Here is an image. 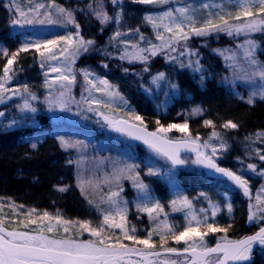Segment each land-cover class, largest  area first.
Masks as SVG:
<instances>
[{
    "label": "snow or ice",
    "instance_id": "6c2138e0",
    "mask_svg": "<svg viewBox=\"0 0 264 264\" xmlns=\"http://www.w3.org/2000/svg\"><path fill=\"white\" fill-rule=\"evenodd\" d=\"M141 4H160L166 5L170 0H137ZM176 2V0H173ZM117 4L118 0H112ZM225 4L229 6L226 10ZM16 7L15 3L9 5V8ZM98 10L94 15L101 25L115 21L120 23L121 15L119 12L115 16H109L104 11L102 5H98ZM203 9L207 10V15H197L196 8L190 3H185L175 8L169 7L157 16L147 15L145 21L157 31L156 39L161 41L160 45L152 44L147 41L148 47L142 48L138 44L129 45L128 41L120 40L122 35L119 30L115 31L110 40L115 46L119 41L124 44V50L120 53L119 59H127L129 63L140 61L147 63L150 56L154 57L158 52L168 49L175 52V45L184 44V51L181 55L187 54L189 57H198V52L187 47V42L191 37H210L214 34L225 33L228 36H251L253 33H264V0H213L211 4L204 3ZM41 9H44L42 12ZM53 12L56 16H53ZM18 18L12 19L13 26H25L33 24H75L73 11L63 6L57 5L55 0H49L47 4L37 3L29 7L28 12L17 7ZM76 32H69L66 35H58L53 39L21 37L20 48L9 54L7 48L0 47V52L6 57V63L3 64L2 75H0V102L11 99L12 96L26 94L24 103L18 105L21 112L35 113L37 109L30 101L36 100L27 84L22 88L8 87L10 81L15 77L14 64L21 52H28L34 49L41 61V67L48 65V70L57 75L49 80L45 73L44 86L50 89L48 96L45 97V103L49 110L60 109L67 110L70 103L86 105V111L96 112L103 117L104 124L113 132L128 136L134 140L141 141L151 154L149 159L144 162L147 168L148 176H164L169 178L171 185L175 181L171 179L173 170L177 166H183L188 163V159L182 157L183 151L195 154L192 164L202 166L203 168L219 174L221 178H227L236 188L241 189L245 196H250L249 179L245 178L243 172H236L228 168L220 167L216 162V157L222 151L227 150V143L222 139L220 134L213 131L208 140L202 144L200 138L172 140L168 138V133L173 129L180 133L187 134L189 124L169 123L164 126L159 120L156 121L158 128L154 132L147 131L143 118L136 113L134 109H129L124 113L127 119L115 118L105 115L98 111L100 107L112 110L113 101H122L127 106V101L121 96L116 86L111 84L107 79L94 77V74L88 69H81L80 73L84 79L83 92L88 96L81 95V100L76 101L71 95V87L76 83V76L73 74V65L78 56L87 53L90 46L94 45L93 40H85L79 32V24H75ZM162 29V31H161ZM138 31V30H137ZM167 34V35H166ZM141 39L143 35L141 34ZM60 45L64 47L60 48ZM129 46L133 49L128 51ZM243 51L244 66L236 64L235 53L226 55L228 50H223L220 55L224 56L229 70L232 72V82L242 80L255 87L249 92L246 103L252 105L255 99L264 100V62L256 58L258 45L252 40L246 38L243 43L236 45ZM59 50V56L56 54ZM215 51V50H214ZM106 55L111 56L108 52ZM168 59H175L167 57ZM51 61H56L52 66ZM181 66H184L181 64ZM107 67V64L104 65ZM188 67L194 71H201L199 60H189ZM125 72L128 69H124ZM144 71H148L145 67ZM164 72H158L153 77L152 83H157L165 79ZM203 75L201 80H203ZM228 80V77H225ZM59 85L61 89L58 93L53 94V85ZM172 89L176 88L175 84L170 85ZM146 91L148 89H145ZM93 91L101 94L103 99L96 98L92 95ZM237 95H239L237 93ZM244 99V97H240ZM202 110L194 108L193 114H198ZM4 113L0 112V116ZM133 121L138 123H133ZM18 121H12L8 127L14 126ZM206 126L215 128L212 120H204ZM224 129H236L238 125L231 120L225 121L222 125ZM257 135H264L258 133ZM60 145L64 149L75 148L80 151L86 147L82 141H70L64 137H57ZM213 139L220 141L219 145L213 143ZM35 148L36 143H32ZM210 150V151H209ZM259 159L264 161V153L257 152ZM151 157L163 160L170 167L161 169L156 166ZM69 164L76 163L80 165V160H69ZM139 164L128 163L126 160L118 162L113 168L110 176L104 178L105 183L115 182L116 190H109L106 195L100 196L99 202L88 199L89 205H93L103 217L99 225L93 226L88 220H65L62 215H52L47 211L37 213L36 209H30L22 213L23 218L16 221H8L6 217L0 214V264H246L250 262L252 253L256 246L264 250V224L252 234L242 237L238 240H230L227 235L221 240H217L215 246H209L207 237L210 234L225 233L227 234L231 224L224 227L219 225L215 217L219 211V205L210 201L212 208V219L209 220L206 209H200L199 214L193 207L192 200L187 196L177 192L175 198L169 202V207L174 212L183 211L185 213V224L182 230L178 226L169 223L168 215L164 207L156 200L149 189V186L140 179V173L137 171ZM247 168L252 172H257L255 164L249 163ZM259 175L264 176V170ZM122 179L132 181V186L136 189L138 199L136 208L138 212L147 213L149 219L154 222V226L147 230V236L141 238L138 236L135 226L129 228L127 219V204L121 197L123 187L120 185ZM86 184H92V181H79L81 193H85ZM99 187V185H96ZM64 192L66 189L60 187L57 189ZM201 195H205L201 193ZM227 193L225 192V196ZM106 205L107 207H101ZM229 212L232 211V204L225 205ZM4 205L0 204V211ZM13 212L23 205L11 204ZM249 222L260 219L264 221V197L256 196V205L249 204ZM161 214L164 219L160 220ZM259 214V215H258ZM158 221V222H157ZM12 223L15 226L9 227ZM35 227H31V226ZM63 229L61 234L60 229ZM119 229V234L116 233ZM75 230V231H73ZM83 233H88L90 239H80ZM51 234V235H50ZM159 237V244L153 239ZM169 240L176 244L183 243V248L168 246ZM128 241L130 243H125Z\"/></svg>",
    "mask_w": 264,
    "mask_h": 264
},
{
    "label": "rangeland",
    "instance_id": "374dc122",
    "mask_svg": "<svg viewBox=\"0 0 264 264\" xmlns=\"http://www.w3.org/2000/svg\"><path fill=\"white\" fill-rule=\"evenodd\" d=\"M2 1L3 6L6 8V13L8 14V20L3 24L6 34L13 39L14 42L21 43V37L28 35L29 37H40L53 39L58 35H66L69 32L75 33L76 27L75 24L64 25L59 24H33L25 25L23 27L17 25L13 26L11 23L12 19L18 18L17 7L21 10L28 12L29 7L34 6L37 3L47 4L49 1L45 0H0ZM112 0H107V2ZM132 4L138 5V7H129L116 5L113 8V12L110 15L109 7L105 6L103 0H61V3L65 8L73 11L75 18L76 13L85 14V16H90L91 20L95 21L98 19L94 15V11L98 10V5H102L104 11L108 13L109 16H115L117 12L121 15L120 23L117 24L115 21H111L101 25L103 29L106 30V43H111L110 37L114 34L115 31L119 30L122 35L120 40L128 41L129 44L134 43L141 39V34L146 37H152L154 40L158 41L159 44L161 41L156 39L157 31L153 29L151 24L145 21V16L153 15L157 16L163 11H166L169 7L175 8L185 3H190L195 6L197 15H207V10L202 8L204 3L211 4L213 0H170L169 4L160 5V4H141L137 0H128ZM15 3L16 7L9 8V5ZM79 5V7H77ZM84 7H83V6ZM69 7V8H68ZM226 10L229 9V6L225 4ZM43 12L44 9H41ZM53 16H56V13L53 12ZM79 16V15H78ZM138 30V31H137ZM162 31V29H161ZM167 35V34H166ZM252 35L245 37L234 36L235 41L232 46H223V47H213L211 51L207 53H198V57L193 56L189 57L187 54L181 55V52L184 51V48L180 50V58L188 56V61L183 64L184 66L179 67H164L159 71L151 72V74L143 75H128L124 77L114 76L107 72V69L104 67V64H91L90 62H78L75 61L73 65V74L76 76V83L71 87V95L75 98L76 101L81 100V95L83 92L84 79L80 73L81 69H88L93 74L94 77H100L107 79L111 84L116 86V89L120 92L121 96L127 101V104H131L135 111L140 112H149L153 111L154 113L161 114L163 117L168 115L167 109L172 106L169 95L175 89L171 88V84H175L176 87L180 88V103L177 101L176 104H180L182 108H185L184 105L186 102L181 101L185 99L183 95H187L192 89V84L189 82H183L181 79L185 77L183 74L189 76L193 85L195 87L201 88L204 86L205 82L209 79H215L216 83L223 87V89L229 94L235 96L236 98L246 102L249 92L252 90L254 85H250L242 80H236L232 82L231 76L232 72L228 68V64L232 63L230 61L226 62L223 55H220V52L223 50H228L225 54L230 55L235 53L236 64L239 66H244L243 62V51L238 49L236 45L238 43H243V41L248 38L254 40L257 45L256 58L261 61L259 53L262 51L260 44L252 38ZM104 36V37H105ZM195 38L194 36L190 39ZM85 39V38H84ZM189 39V40H190ZM87 40V39H85ZM178 45V44H177ZM176 45V46H177ZM175 46V47H176ZM0 47L7 48L4 45L0 44ZM64 45H60V48ZM192 49L191 47H189ZM8 49V48H7ZM90 49V48H89ZM197 52L196 49H192ZM215 50V51H214ZM129 52L133 50L128 49ZM56 54L59 56V50H56ZM162 51L158 52V56L162 57L166 61L169 59L166 56L162 55ZM0 57L5 58L0 52ZM152 57V56H150ZM199 60L201 71H194L193 68L188 67L189 60ZM149 61V60H148ZM262 62V61H261ZM52 66L56 65V61L50 62ZM15 77L12 81L9 82L8 87L11 88H22V85L27 84L30 91L35 94L37 97L36 100L30 101L31 104L37 109L35 113L31 112H21L18 108V105L24 103L26 94L21 93V95L12 96L11 99H6L3 102H0V112H3L4 115L0 116V138L9 134L17 133H27L30 136H25L29 144V149L32 148V143L43 142L45 138L53 137L57 142L58 148L63 152L64 164H69V160H80L81 163L78 166L76 163L69 164L73 169V184L77 192L76 201L74 205L61 206V203H57L51 209L39 210L37 213H43L44 211L49 212L52 215L60 214L65 220L72 221H91L93 226L99 225L103 217L97 211L93 205H89L88 199H92L99 202L100 196L102 194L106 195L107 192L111 190H116L115 182L111 184L105 183L104 178L110 176L113 172V168L117 166L118 162L127 161L128 163H136L140 165V168L137 170L140 173V179L143 180L145 184L149 186L152 196L159 200V202L164 207L165 213L168 215L169 223L178 226V230H182V226L185 224V213L183 211L174 212L169 207V202L175 198L177 192L181 193L184 196H187L192 200L193 207L195 211L199 214L200 209L207 210V216L209 220L212 219V208L210 207V201L214 204L219 205V211L215 217L216 222L221 226H228L234 220V213L236 210V199L239 197H244L248 200L246 204V210L249 214V204L256 205V196L260 195L264 197V176L259 175L258 173L261 170H264V161L259 159L257 152L264 153V135H257L258 133H264V127L255 128L253 130L240 128V124L237 121L232 120L236 123L238 127L236 129H224L221 125H215V128L209 126H200L198 124H192L191 119L199 117L198 114H193V109L187 107V111L181 110V119L177 120L176 123H184L185 121L189 124V131L187 134L180 133L173 129L169 132L168 138H171L170 135L180 134V135H190L194 136L185 137L183 139H195L196 137L200 138V143L202 144L205 140H208L213 131H216L220 134L222 139L227 143V150L222 151L215 158L216 162H225L232 167L231 170L238 173L243 172L245 178L249 179V189L250 196H245L243 191L236 188L233 184L226 180L214 183L207 179L206 177H200V180L197 181L195 177H199L197 173L198 170L207 172L202 166L192 164L191 161L195 159V154L193 155H183L188 159V163L183 165L184 167L175 168L171 179L175 181L174 185L169 183V178L164 176H148L146 175L147 168L144 166V162L149 159L151 154L148 152L147 148L139 145L138 143L132 141L127 136L116 135L112 133L106 126L102 127V123L96 117V112L86 111V105L70 103L67 110L53 109L49 110L47 104L45 103V97L48 96L50 89L44 86L45 83V73H47V78L49 80L53 79L57 74L52 73L48 70V65L41 67V61L38 57V54L34 49H30L28 52H21L17 57L16 63L14 64ZM3 64L0 66V75H2ZM164 72L166 74L164 80H160L157 83H152L153 77L158 72ZM178 72L180 73V84H177ZM142 74V73H141ZM203 75L204 79L201 80ZM225 77L229 79L226 80ZM180 85V86H179ZM145 89H148L147 91ZM59 85H53V94H56L60 91ZM237 93L239 95H237ZM85 97L88 96L87 92H83ZM92 95L96 98L103 99L100 93L93 91ZM244 97L241 99L240 97ZM256 101H263L257 97ZM166 103L165 109L163 108V103ZM112 110L105 109L100 107L98 111L109 115L111 117H117L118 108L120 105H124L122 101L115 100L112 102ZM176 117V116H175ZM172 120L169 116L165 121ZM168 120V121H169ZM12 121H18L14 126L8 127ZM45 128V130H42ZM158 127H156L157 129ZM155 129V130H156ZM64 137L70 141H82L86 147H83L80 151L77 149H64L61 147L57 137ZM172 139V138H171ZM213 143L219 145L220 141L213 139ZM140 150V152H139ZM210 151V150H209ZM156 166L164 169L170 167L163 160H160L156 157H151ZM55 162V160H53ZM249 163L255 164L257 172H252L247 168ZM183 169V171H182ZM188 171L191 173L192 182L184 183L182 177ZM207 176H209L207 174ZM83 179L84 181H92V184H86L85 193H81V188L79 187V181ZM99 185L97 187L96 185ZM120 185L123 187L121 192L122 199L126 202L128 212V226L131 228L135 226L137 229V235L141 238L147 236V230L151 229L154 226V222L151 221L147 213H141L137 211L136 203L138 199H141L138 196L136 189L132 186V181L128 179H122ZM225 192L227 195L225 196ZM204 193L205 195H201ZM22 202V201H21ZM27 203H31L26 201ZM26 202H22L23 204ZM56 202V201H54ZM58 202V200H57ZM232 204V211L229 212L226 204ZM101 207H107L102 205ZM259 215V214H258ZM164 219V215L161 214L160 220ZM158 222V221H157ZM264 224V221H261L259 218L255 221H247V226L252 227L250 233L258 230L260 226ZM35 227V226H34ZM75 231V230H73ZM119 234V229L115 230ZM61 234L63 229H60ZM247 234V233H245ZM51 235V234H50ZM225 233L210 234L207 237L209 246H212L217 240H223ZM80 239H90L88 233H83ZM228 238V237H227ZM153 239L159 244V237L154 236ZM229 239V238H228ZM232 240V239H230ZM125 243H130L125 241ZM168 246L183 248V243L176 244L175 242L169 240ZM257 264H264V250L259 246L254 248L250 264L255 262Z\"/></svg>",
    "mask_w": 264,
    "mask_h": 264
},
{
    "label": "trees",
    "instance_id": "16d2710c",
    "mask_svg": "<svg viewBox=\"0 0 264 264\" xmlns=\"http://www.w3.org/2000/svg\"><path fill=\"white\" fill-rule=\"evenodd\" d=\"M103 1L105 2V6L108 5L107 7H109L110 15L113 12V8L118 4L122 6L138 7V5L132 4L128 0H118L117 4H113L110 1L107 2V0ZM59 2H61V0H55L57 5L63 6ZM77 7H79V5H77ZM5 9L2 1H0V44L6 46L10 54L11 52L17 51L21 43L14 42L13 39L6 34L5 30H3V24L9 18ZM85 14L86 13H76L74 18L75 22L80 26V35L87 40H93L95 43L90 46L87 53H82L77 57L76 60L78 62H90L91 64L98 65L101 63L104 65L107 64L105 68L108 73L114 76L124 77L128 75L146 76L151 74V72L159 71L168 66L176 68L181 66V64H185L189 59L188 56L180 58V50L184 48V44L181 42V44L175 45L177 49L175 52H171L168 49L162 50L163 56H170L175 59L166 61L162 57L156 55L154 57H149V61H147L146 64L138 60L131 63H129L127 59L122 61L119 59V55L124 50V44L119 41L115 42V46H113V42L109 44L106 43V30L101 27L99 20L93 21L89 18L90 16H85ZM108 25L107 23V26ZM240 38L242 37L240 36L239 39ZM252 38L260 44L262 51L259 53V56L261 61L264 62V33H253ZM235 39L234 36L219 33L210 37L192 38L187 42V47L196 49L198 53L202 54L211 51L213 47L232 46ZM147 41L155 45H160L154 38L146 36L132 44H138L142 48H147ZM128 49L133 50L131 46H129ZM108 52L112 53V55H106ZM4 63H6V57H0V66ZM145 67L148 68V71H144ZM124 69H128V71L125 72ZM178 75L177 84H180L179 72ZM183 75L185 77L181 80L192 84L190 92L185 96L183 95L185 99L181 100L186 102L184 104L186 107L182 108L180 104H176L177 101L180 103V88L177 86L169 97H167V99L170 98L169 102H172V106L169 110L167 109L165 111H168L166 117H163L160 113H154L153 111H136L144 120L142 126L156 131L155 129L158 127L156 123L157 120L164 126H167L169 123H176L177 120L180 121L181 119V110L187 111V107L190 106V110L191 107L200 108L202 110L199 117L190 120L192 124L205 127L204 120H212L215 125H221L225 121L234 120L237 121L240 124V128L243 129L253 130L255 128L264 127V100L256 101L254 104L249 105L226 92L223 87L216 83L215 79L207 80L203 87L198 88L193 85L189 76ZM165 107L166 103L164 102L163 108L165 109ZM129 109H134V107L131 104H127V106L120 105L117 117L127 119L124 113ZM168 116L172 119L171 121L169 119V121L163 120ZM133 122L138 123L135 121ZM42 130H45V128H42ZM25 136L29 137L30 135L27 133H15L0 138V204L4 205L0 214L4 215L10 222L22 219V213L33 208L36 209V211L51 209L57 203H61L62 207L66 205L76 206L74 203L76 201L75 195H77V192L73 184V169L71 165L63 163L64 152L58 148L55 139L52 136L45 138L43 142L39 143L31 150L29 149L27 140L24 139ZM188 136L192 137L194 135H180L177 133L175 135H170L172 139H183ZM53 160H55V162ZM218 164L230 170L232 169V167L225 162H219ZM198 171L199 173L197 174L199 177H195L197 181H199L202 176L214 183L222 181L207 176L204 171ZM191 175L193 174L186 171L182 177L185 184L188 183L189 185L193 181ZM60 187L66 190L60 192L57 190ZM21 201H29L31 203L26 202L23 204ZM236 203L234 220L230 223L231 228H229L227 232V237L232 240L252 231V227L250 228L246 225L248 221V211L245 207L248 200L241 196L236 199ZM11 204L17 206L23 205L24 207L18 208L17 212L14 213L10 207ZM8 226L13 227L15 225L10 223ZM31 227H34V225ZM256 260L257 259H254L255 262L250 264H257Z\"/></svg>",
    "mask_w": 264,
    "mask_h": 264
},
{
    "label": "water",
    "instance_id": "95a60500",
    "mask_svg": "<svg viewBox=\"0 0 264 264\" xmlns=\"http://www.w3.org/2000/svg\"><path fill=\"white\" fill-rule=\"evenodd\" d=\"M96 117L100 120V122L102 123V124H104V120H103V117L102 116H100V115H96ZM134 123V122H133ZM142 127H145V126H142ZM146 129H147V131H149V132H154V130H150V129H148L147 127H146ZM110 130V129H109ZM111 131V130H110ZM112 133H114V134H116V135H121V134H118V133H116V132H113V131H111ZM122 136H125V135H122ZM128 137V136H127ZM129 139H131L132 141H134V142H136V143H138L139 145H141V146H144L143 145V143L141 142V141H138V140H134V139H132V138H130V137H128ZM169 139H171V138H169ZM172 140H181V139H172ZM145 147V146H144ZM194 153H191V152H188V151H183L182 153H181V155L183 156V155H193ZM220 167H223V166H221V165H219ZM181 167H183V166H177L176 168H181ZM224 168H226V167H224ZM205 169V168H204ZM207 172H208V174L211 176V177H215V178H217V179H222V180H227V178L225 177V178H221L220 177V175L219 174H214L213 172H211V171H209V170H207V169H205ZM228 181V180H227ZM229 182V181H228ZM231 183V182H230ZM241 190V189H240ZM257 231V230H256ZM255 231V232H256ZM255 232H253L252 234H254ZM252 234H249V235H252ZM246 236H248V235H246ZM245 237V236H244ZM221 242H223V241H221ZM216 244V243H215ZM215 244H213L212 246H215Z\"/></svg>",
    "mask_w": 264,
    "mask_h": 264
},
{
    "label": "flooded vegetation",
    "instance_id": "af4514ba",
    "mask_svg": "<svg viewBox=\"0 0 264 264\" xmlns=\"http://www.w3.org/2000/svg\"><path fill=\"white\" fill-rule=\"evenodd\" d=\"M249 234H252V233L245 234V235H243V236H241V237H239V238H237V239H233V240H238V239H240V238H242V237H244V236H246V235H249ZM221 241H223V240H221ZM229 264H232V262H229Z\"/></svg>",
    "mask_w": 264,
    "mask_h": 264
}]
</instances>
